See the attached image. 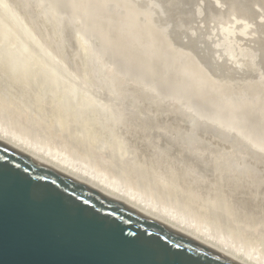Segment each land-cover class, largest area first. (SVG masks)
<instances>
[{"label":"rangeland","instance_id":"obj_1","mask_svg":"<svg viewBox=\"0 0 264 264\" xmlns=\"http://www.w3.org/2000/svg\"><path fill=\"white\" fill-rule=\"evenodd\" d=\"M50 1L49 0H0V20H3V23L7 21V23H4V24H7L9 26L10 30L11 29L14 30V31H12V30L11 31L15 34V36L17 38H19L21 40V42L24 45H26L27 49H29V51L32 54H34V55L31 54V55H32V57L34 56L33 57L34 59L36 57L35 60H37L38 66L44 65V66L48 67L52 72H55L58 76L61 77L63 84H64V81L67 80L65 82L68 85H66V83H65V85L62 84L64 89L67 86H69V88H70V86L74 87L72 89H74V90L76 89V92H78V93L80 92L79 97H77V102H67L66 99H64V98H67L64 96L65 93L63 95L61 94L62 91L64 92V90L60 89L61 85H60V87H59V85L56 87H53V88H55V89H53L54 92L52 90L50 91V89H48L50 87L48 85L47 86L45 85V81L42 80L43 82L41 81V83H40L41 77L37 76L35 71H33L32 74L36 77H33V75L30 73L24 74V75L22 74V77H18V75L16 73H13L14 70H12L13 72L10 71L11 73L8 72L7 68L10 66H8L9 64L7 65L6 62L4 61L5 66H2L4 64L0 63L1 64L0 65V127L5 128L11 134L16 135V138L21 139V140H26V141L32 143L33 145L36 146V148H43L41 150H48L50 153H52V154H54V155H56L62 159H64L66 157L65 159H68L69 162L74 164V165L76 164L82 170L89 172V173H92L93 175H96L100 178H105L106 180H108L109 182H112L114 184L116 183L118 186L120 185L122 189H125V190L128 189V191L130 190L129 192H132V193L134 192L133 194H137L138 196H141L142 199L144 198L143 200L148 201L149 203L153 204L154 206H156V208L157 207L161 208V210H163V212L165 210V213L167 211H170V213L173 212L174 213L173 215H175V213H177L176 218L179 217L178 220H181V218H182V220L184 219V220L188 221V223L192 222V224L196 225L198 228H200L201 231L203 230L202 233L207 232V234H210L213 237L215 236L217 238H221L224 240L226 239L225 241H227V242L229 241L228 243L232 244L233 246L235 245V247H240V246L244 247L243 251H246L249 253L253 251L252 253H254V254H257V253L260 254L264 260V199H263L264 198L263 197L264 196V183H263V185H261L262 182L264 181V180L261 181L262 177H263L262 179H264V167H263L264 163H262V161H264V159L262 158V161L260 160V158L264 155V152L257 150L259 153L261 152L259 154V156H261V154L263 153V155L261 157L257 156L258 152L254 151L256 149H254V147H252L250 145V143H248V141H247L248 138H249V140H251V138H253L252 135L255 136L256 138L258 137L257 139L254 137V140L258 141V139H261V138L264 139V86H263L264 85L263 84L264 83V70H263L264 69L263 68V66H264V22L263 21L264 20H262L261 18L259 20V18H258V15H259V17L261 15L259 8H261L264 5V0H260L261 2L258 0H246V1L245 0H225V2H224V0H222V1L215 0V2H213L214 0H205V1H203V0H196L195 1L194 0L195 2L193 0H178V1L177 0H163V1L154 0L156 5H157V7H155V8L153 5L149 4L150 2H154L153 0H139V1L138 0L137 1H135V0H126V1L121 0L124 4L120 0H117V1L112 0L113 3H108L107 1H109V0H102L101 1L102 4L100 3L99 0H98L99 2L97 0H82V1L80 0L81 2L84 1L83 5L81 2H79V0H76V1H78V3H80V4H78V3L75 4L74 3L75 0H73V1L68 0L69 2L67 0H64L65 2H67V5H64L65 2L64 1L62 2V0H50ZM129 1L134 3V4L130 3ZM234 1H236V3H238L237 7H236V3H234ZM240 1H241V3L244 2L243 5L244 4L245 5L242 6ZM103 2H104V4L105 3L106 4L104 5ZM114 2H116V6H114L115 5ZM192 2H193V4H192ZM220 2L222 5L220 4ZM231 2H233V4H231ZM253 2H255V3H253ZM96 3H98V5ZM128 3H130V5ZM176 3H178V4H176ZM180 3H181V5H180ZM111 4H113V5H111ZM117 4H120V5L117 6ZM204 4H206V5H204ZM211 4L214 6H212ZM68 5H73V6L66 8V6L68 7ZM101 5H103V9H102ZM229 5H231V6H229ZM85 6L87 7L88 10L90 9L91 11H93V9H94L95 12L93 11L90 14L91 11L90 10H89L90 12L86 11L87 9L85 10ZM98 6H99V8H98ZM110 6H113L114 7L113 10H116V11L118 9H120L118 7H120V6H123V7L121 8L122 10L120 9V11L119 10L117 11L118 14L116 13V15H114L115 12L111 11V9L113 7L110 8ZM134 6L136 9V12H134L133 11L134 9H132V13L130 14V12H128V11L129 10L131 11L130 8H133ZM196 6H197V8H196ZM239 6H242V7L240 8ZM54 7H57L58 9H55ZM82 7H84V8H82ZM124 7L125 8L127 7L128 11H127V9L125 10ZM151 7H153V8H151ZM174 7H176L177 10ZM230 7H232V10ZM72 8H74V10H72ZM75 8L77 11L75 10ZM235 8H236V10H234ZM239 8H240V10L243 8L244 11L242 9V13H240L241 11L239 10ZM64 9H66V10H64ZM81 9H82V11H80ZM141 9L142 10L144 9V10L142 11ZM216 9H217V11H216ZM262 9H264V6L262 7ZM67 10L72 11L70 13V16H68L69 14H67V13H69V12ZM233 10H234V12L238 11L239 14L242 16H247L248 19H250L249 20L250 23H254V24H250L251 29L254 30L252 32L253 34H251L253 36L250 35V37L247 39L248 42H247V40L243 41V43H241L239 41V44H241L240 47L242 46L241 48L243 49L242 50L243 58L244 57L246 58L247 56H248V58L243 60V58L241 59V57H240V59H238L236 62L229 61L224 56L220 57L222 55V52H220L221 50L217 47L216 41H214L217 39H214L213 35L212 36L209 35V34H212V29L214 28L213 26L215 25L213 22H216V20H218L219 18L220 19L226 18L227 14L229 15L230 11H233ZM257 10H259V12ZM122 11H124L126 13L124 14V12H122ZM155 11H157V12H155ZM75 12L77 13V16H76ZM119 12L120 13L122 12V13L120 14ZM127 12H128V16L130 14L129 17L127 16ZM32 13H34V14H32ZM64 13H66V14H64ZM82 13H84V14H82ZM87 13H88V15H90L89 18H88ZM140 13L141 14L143 13V14L141 15ZM207 13L211 14V15H208ZM215 13H216V15H215ZM175 14H178V15H175ZM72 15L76 16V17L79 16V18H75ZM93 15H95V17H98V20L96 18H94ZM117 15H118V17H117ZM135 15L136 16L139 15L140 17H136ZM143 15H144V17H143ZM92 16H93V18H91ZM80 17H81V20H80ZM107 17H109V19H107ZM134 17H136V18H134ZM205 17H206V19H205ZM118 18H121V21L122 20H124V21H122V23H121V21H119ZM128 18H130V19H128ZM139 18H141V19H139ZM158 18H159V20H158ZM89 19L90 20L93 19V21H94V19H96L95 20L96 24L97 23H99V24L94 25L95 21L92 24V21L90 23ZM135 19H136V21L139 19L138 22L140 20H141V22L135 23L134 22ZM163 19H165L166 21ZM87 20H89V21H87ZM117 21L120 23H118ZM105 22H107V23H105ZM129 22H130V26L128 27L127 24H129ZM133 22H134V24H133ZM209 24H211V25H209ZM123 25H125V26H123ZM144 25H147L148 27H145ZM163 25H165V26H163ZM77 26L81 30L77 29ZM90 26H91V28L93 27V29H91ZM94 26H96L97 28ZM191 26H192V28H191ZM131 27L133 29L130 30L131 31L130 32L129 29H131ZM137 27H141L143 30L139 28L140 32L139 33L137 31L135 32V30L138 29ZM168 27H169V29H166ZM210 27H212V28H210ZM51 28H53V29H51ZM124 28H126V29H124ZM210 29H211V32H210ZM77 30H79V31H77ZM122 30L124 32H127V34L126 35H125V33L122 34V32H123ZM101 31H102V36H100ZM103 31H105V32L103 33ZM79 32H81V34ZM129 33L130 34L132 33V34L129 35ZM140 33L141 34L143 33V34L141 35ZM105 34H107V35H105ZM133 34L136 35V38H137V36H140V35L142 37L141 38L138 37L137 39L136 38L134 39L135 36ZM103 35H104V37H103ZM107 36L110 39H108ZM123 36L125 37L126 40L123 38ZM129 37H131L133 39H131ZM185 37H186V39H185ZM212 37L214 39V40L212 39L213 41L211 40ZM56 38H58V39H56ZM103 38H105V39H103ZM104 40L106 41V43H107V41L109 43L106 44L104 42ZM117 40H119V41H117ZM137 40L138 41L140 40V41L136 42ZM180 40L182 41V43ZM81 41H82V43H81ZM173 41H176V42H173ZM30 42H32V43H30ZM103 42L107 45V47H106V45L104 47ZM244 42H246L247 44ZM122 43L124 45H122ZM248 43H250L251 45ZM78 44H79V46H78ZM116 44L119 47L115 46ZM170 44H173V45H170ZM0 45H2L1 41H0ZM202 45H204V46H202ZM207 46H208V48H207ZM136 47H137V49H136ZM214 48L218 49L219 50L218 52H220L221 55L219 53H217L216 49H214ZM205 49H207V50H205ZM212 50H213V52H212ZM246 50H247V53H246L247 56H246V54L244 56V51L246 52ZM67 54H68V56H67ZM69 54H70V56H69ZM249 54H250V56H249ZM143 56H144V58H143ZM218 56H219V59H218ZM199 57H201V58H199ZM262 57H263V59H262ZM53 58H54V60H53ZM3 59H5V57ZM56 59H57V61H56ZM133 60H135L139 64V66H138V64H135V61H133ZM208 61H210V62L208 63ZM1 62H3V61L1 60ZM231 62L234 64L238 63V65H236V66L234 64L231 65ZM224 63H225V65H224ZM104 64H106V65H104ZM211 64H213V66ZM96 65H98V66L96 67ZM104 66H106V68H104ZM243 66L245 67V69L246 68L247 69L245 70ZM36 67L37 66H35V68ZM100 67H102L101 71H100ZM35 68H34V70H35ZM96 68L99 69V71L101 73ZM2 69H3V71H2ZM10 69H12V68H9V70ZM103 69H105V70H103ZM106 69H108V70H106ZM255 69L257 70V72ZM210 71H212V72H210ZM105 73H107V76ZM245 73H247V74L245 75ZM12 74H14V75H12ZM15 74L17 75L16 78H14ZM109 74H110V76H109ZM25 75L26 76L31 75V76L30 77L29 76L23 77ZM69 75H70V77H69ZM97 75H99V76L102 75L101 78L104 77V79H102V80L106 79L104 82H106L108 80L105 77H109V81H107V83L104 84V82H102L100 80L101 78ZM223 75L225 76V78ZM252 76L253 77L255 76V78H253ZM37 77L40 78L38 81H36L38 79ZM111 77H112V81H114L115 85H117L116 84L117 79H118L119 83H121V81H122V83L117 85V87H115L113 84H111L112 81L110 82ZM250 77H252V79ZM95 78H98L100 81L95 79ZM215 78H217L216 81H215ZM24 80H25V82H23ZM33 81H35V82H33ZM239 82H241V83H239ZM99 84H102V87H99ZM106 84H111L114 87L111 85L110 86L107 85L108 87H112V89L109 90V88L106 87ZM123 84L125 86L122 88ZM127 86L132 87V88L134 87L133 89H131L132 91L134 90V92L137 88L139 90L143 89L142 90L143 93H145V94L148 93L147 95H149V96L147 97V95H146V97L148 99L146 97H145L146 99L141 98V95H139L141 90L138 93L135 92L136 95L137 94L139 95V96L138 95L137 96H138V98L140 97V99H138L137 96H135L134 94L133 95L129 94V92L131 90L129 91V87H127ZM232 86L233 87L235 86V87L233 88ZM104 87L108 88V91H111V90H113V88H115L113 91H111L112 97L109 94V92L107 90H105ZM181 87H183V88H181ZM125 88L127 91L124 90ZM116 89L124 90L125 94L122 91L121 92L119 91V92L121 94L123 93L125 95V98H127L128 96L130 97L132 95L133 99H131L132 97L129 99L133 100L132 101L133 104L131 105L132 102L129 103L128 99L124 101L123 99H125V98L121 97V94L119 95V92H117V93L121 98L119 96H117L116 91H118V90H116ZM138 89L136 91H138ZM56 90H57V92H56ZM60 90H62V91H60ZM34 91H35V93H34ZM55 92H56V94H55ZM57 93H58V95L60 93V95L58 96ZM114 93H116V95ZM126 93H127V96H126ZM212 93H213V95H212ZM113 94L115 96H113ZM215 94H217L216 97H215ZM242 95H244V96H242ZM48 96H50V97H48ZM116 96L118 98H120L119 99L120 101L123 100L125 103L127 101V103H129L130 106H132L131 108H133V111H132V109L129 108L130 106H128L126 103V106H127L126 108L130 109V110L128 109L129 110L128 112L131 111V114L134 113L136 116L135 115H132V116L128 115L130 113H128V114L125 113L127 115L122 113L124 115H121L120 112H123L122 111L123 109H125L124 112L127 110L125 108V103L123 101H121L123 103L124 107L121 106L122 103L118 100V98ZM144 96L145 95H142V97H144ZM153 96H155V97L153 98ZM62 97L64 99L63 102H65L64 105L63 104L61 105V103L59 102L62 100ZM90 97H92V99ZM109 97H111L110 101H112L113 97H114V101H112L113 104L111 103L112 105H114V102H115V106H117L116 102L117 101L119 102V103L117 102L118 106L116 107V109H118L120 106L123 107V109L121 111H119L121 109V108H119L117 110V113H115V114H117V115H115L116 118H117V116H119V117L125 116V118L127 116H129V117L131 116L130 119L133 120V118H132L133 116H135V118H137V115H138V117L140 119H141V117L145 118V116H147V119L150 118L151 120H153L154 123L150 119H149L148 123H146L147 122L146 118H145L144 123L146 125L147 124L149 125L151 122V124L149 126L154 124V126L152 125V127L154 129L152 127L148 126L149 127V131H148V129H147L148 127L146 125H143L144 124L142 122L143 120H141V123H142L141 124L138 118L136 119V121L134 120L135 122H137V120H138V122H137L138 125H137V123L134 124V122H132L133 124L131 126V122L127 121L129 124L128 123L125 124L126 129H125V127H123L124 125H122L125 122L119 121V119L123 118V117H120V118L118 117L119 119H117L118 121H116L115 116L113 117L112 115H109L111 118L109 116H108V118H110L111 120H113V118H114L115 121H108V119H107L108 122L105 123V121H106L105 120L106 118L104 117L105 113L109 114V112H110L113 114V112L116 110V109H114L115 106L113 107L112 105L108 104ZM134 97H136V99H137L136 103L134 102L135 101ZM230 97H231V99H230ZM83 99H85L86 101ZM90 99L91 100L94 99V103H93V101L90 102ZM160 100H162V102ZM84 101L86 103L89 101L90 104L92 103L91 105H93V104L95 106L99 105L97 109H95L96 107L93 106L94 107L93 112L90 110L93 113V115H94V113L96 115L97 114L99 115L100 111L98 109H101V106H104V105H105L103 107L104 109L102 108L103 110L108 111L107 106L110 105L111 109L109 108V110H111L112 112L109 111V112H105L103 114L104 111L101 110L102 111L101 115H103L102 118L103 117L105 118L102 120L100 115H99L100 117L98 115H97L98 117L96 115L95 116L90 115L91 114L90 111H87V110H89L90 107H91V109H93L92 106L85 107L86 105L89 106V103L88 104L84 103V105H85L84 108L85 109L87 108V110H84V108L83 109L81 108L80 104L83 105ZM147 101H148V104L150 103L149 105H147ZM58 102L60 103V106H64V107H61V110L59 108L60 106H58V104H59ZM66 102H67V105L69 106V107L67 106V108L65 105ZM105 102H107V103H105ZM181 102H183V103L181 104ZM201 102L204 105H202ZM221 102H222V104H221ZM134 103L137 104L136 106H138V107L141 106V107H139V109H138L135 106L137 108L136 109L135 107H133L135 105ZM224 103H227V104H224ZM29 104H31V105H29ZM70 104H73V105H70ZM173 104H176V105L173 106ZM188 104H190V105H188ZM179 105H180V107H178ZM182 105H183V107H182ZM184 105L186 107H184ZM72 106L75 108H73ZM188 106L190 107V108H188L189 109L188 115L190 116V114L193 113L191 115L193 117V119H194V117L195 118L197 117L198 119L200 118L199 119L200 122H198L197 118L194 119L195 121H193L192 117L191 118L188 117L191 120H187L188 115H187V113L185 115L184 109L186 108L185 112H187ZM70 107H72V108H70ZM105 107L107 109H105ZM245 107H247V108H245ZM76 108H77V110H76ZM144 108H145V110H144ZM157 108L161 109V110L157 111ZM180 108L183 110L182 111L183 113L180 112L181 111ZM134 109H136V111L140 110V112L138 113V111H137V113H135L136 111ZM179 109H180V111H179ZM95 110H98V111H95ZM242 111H244V112H242ZM49 112H50V114H49ZM75 112H77V113H75ZM87 112H89V113H87ZM179 112H180V114L182 113L183 115H185L182 118L186 117L187 122L184 121L185 118L182 119L184 122L181 121L180 116H182V115L179 116ZM253 112H254V114H252ZM118 113L120 115H118ZM54 114L59 115V116H56ZM139 114H141V115H139ZM194 115H196V116H194ZM78 116H82V117H78ZM91 116H93V117H91ZM106 116H107V114H106ZM67 117H68V119H67ZM95 117H96V119L98 118L101 120H98V119L96 120ZM129 117H127V118H129ZM178 117H179V119H178ZM127 118L126 119L123 118L124 121L128 120ZM163 118H164V120H163ZM80 119H81V121H80ZM123 119H120V120H123ZM201 119H203V120H201ZM243 119H244V121H243ZM132 120H130V121H132ZM168 120H169V122H168ZM204 120L206 121V123ZM84 121H85V124H84ZM94 121L95 122L97 121V122L95 123ZM190 121H191V123H189ZM192 121L194 124L196 123V125L192 124ZM196 121L199 123V125H200V123L201 124L204 123V126H203V124L200 126V127L203 126L205 128V129L201 128L203 130H206L208 128L212 131L214 129L212 132L210 131V134H207V132L209 133V130H206L207 132H205V131H203V132H205L206 135H208L209 137L211 136L210 138H212V141L215 138V140L213 142L210 139V143L212 142L215 144L211 143V145H210L209 141L208 142L204 141V140H208L209 138H208V136H206L207 138H205V139L203 138V137H205V134L200 131L201 129H200L199 125H197ZM239 121H240V123H239ZM75 122H76V124H75ZM101 122H102V124H101ZM116 122H118V123H116ZM121 122H122V124H120ZM244 122L246 125L243 124ZM139 123L141 124L140 127H144V128L147 127L146 128L147 130L143 129V128L141 129L140 127L137 128L140 125ZM187 123H188V125H187ZM105 124H107V125L109 124V126H107V125L105 126ZM127 124L130 126H126ZM175 124L177 125V127ZM191 124H192V127H195L194 129L190 126ZM205 124H207V128H206ZM210 124L213 127L217 126V128L216 127L213 128ZM112 125H113V127H111V129H109L110 126H112ZM172 125H174V126L172 127ZM178 125H180V126H178ZM181 125H184L185 127H187L188 130L184 126L182 127V129H183L182 130L180 128ZM209 125H210V127H209ZM224 125L227 127L228 130L227 129L223 130V128H225ZM234 125H235V127H234ZM188 126L191 127L190 129H192V131L189 130ZM232 126L234 129L231 128ZM128 127H130V128H128ZM170 127L173 128V130L179 129V130L183 131L182 133L185 134V137H184V134H181V132L179 130H178V133L175 134L174 133L175 130L173 131L172 129H170ZM83 128H84V130H83ZM72 129H73V131H72ZM105 129H107V130H105ZM170 130L172 131V134H170ZM231 130H233L234 132ZM241 130H243V131H241ZM245 130H247V132ZM110 131H112V132H110ZM188 131L190 133L186 134ZM194 131H197V132H194ZM222 131H224L223 133H225V132L229 133V134H226V135H228L229 138L227 136H223V133L219 134ZM213 132L215 133V135L217 137L215 135H213ZM115 133H117V134H115ZM148 133H149V135H148ZM195 133L196 134L199 133L200 135H196V136L197 137L200 136L203 139L202 138L200 139V137H198L199 139L197 142V139H196L197 137L195 135L191 136L192 134H195ZM231 133H235L237 135H235V134L231 135ZM245 133H247L248 135L246 134L247 135L246 136ZM80 134H82V135H80ZM101 134L103 137L101 136ZM163 134H165V135H163ZM169 134H170V136L171 135L172 136L170 137ZM174 134L176 136H177V134H179L184 138H186L187 136L189 138V135H190V138L192 137L191 139L194 142L195 141L197 142V145L195 143V145L197 146L196 150L194 148L195 146L194 147L192 146L194 148L195 152L193 151V149L190 150L189 144L192 143L194 145L193 141L189 140L190 138L189 139L187 138L188 139V141H187V139L181 138V136H180V138L182 139L181 140L180 138H176L174 136ZM241 134L243 135L242 137H241ZM114 135H115V137H114ZM154 135H155V137H154ZM231 136H232V138L236 139L237 141L232 139ZM244 136L248 137V138L244 139L243 138ZM223 137L227 138V139L225 138L226 141H225V139H223ZM174 138H176V140L180 139L181 140V141L179 140L180 143L178 144L177 142H179V141L178 140L175 141ZM237 138L238 139L240 138L239 139L240 141ZM194 139H196V140H194ZM222 139H223V141H222ZM228 139L231 141H229ZM123 140H125V141L123 142ZM131 140H132V142H131ZM185 140L187 141V143H189L188 147L185 146V147H187L186 148L187 150L186 149L183 150V146L187 145L186 142H185L186 144L183 143ZM119 141H120V143H119ZM201 141H203V143ZM117 142H118V145H117ZM146 142H148V143H146ZM239 142H242V143H239ZM259 142L262 145L264 144V143H262V140H260ZM263 142H264V140H263ZM198 143H199V145L202 144L201 147L198 146ZM204 143H206L207 146ZM236 143L237 144H243V147H241L242 145H240V149L242 148V151H239V150L236 151L237 147L239 149V145H237ZM122 144L124 146H122ZM192 144H190V145H192ZM217 144H218V146H217ZM223 144H225L226 146ZM232 144H236V145H232ZM162 145H164V146L162 147ZM180 145H182V147ZM203 145L206 146V148H203ZM212 145H214L213 148H212ZM215 145L217 146L216 148H215ZM219 145H221V147ZM246 145L248 146V148L246 147ZM121 146H122V148H121ZM210 146L212 149L211 150L212 153H210L211 152L209 149ZM250 146L252 149H250ZM225 147L230 148V149L229 148L227 149L229 152H231V153H229L230 155L228 154V151L225 150L226 149ZM198 148H199V150L201 148L202 152L207 151L206 153H208V155H211V156H209L210 158L215 153H216L215 156L217 154L220 156L222 151L225 150L227 152L226 153L223 152L221 154V156L224 154L222 156L223 161L225 160L224 159L225 157L228 158V156H230L231 159L229 158L230 160L228 159L229 161H227V162H231V160L235 156H238V157H235V159H237V158L243 159L245 156H247L245 154V152H243V150L244 151L246 150V153L248 151V152H252L254 154V155L253 154L251 155V153L250 154L247 153L248 156L250 155L249 156L250 159H252L251 156L252 157L255 156L254 152H256L257 157H253V158L259 159V160H255L256 162L258 161V163H260L259 161H261L259 166H257L259 168L255 167L257 163L255 161L253 162L254 159H252V162L251 161L248 162V158H249L248 156H247V158L245 157L247 159L246 162H248V163H246L244 161L245 163H243V164L244 165L246 164L245 166H248L247 164L252 163L250 165L253 167V163H254L255 164L254 167L253 168L251 167L253 169V171L256 168V169H258L257 170L258 174H259L260 170L263 174L260 172L259 175L261 178L259 176L257 177L258 174L256 173V170H255L254 172L257 174L256 178L258 179V180H256V178H254L255 176H253L252 173L251 174L249 173L250 170L248 171V173L250 175H248V173H246L247 170H246V172L243 171L241 173L242 168H244L243 167L244 165H242L241 162H243V160H245V158L243 160H238V159L237 160L233 159L234 161L232 160L233 161L232 163L235 162L234 165L237 164V167H238V165H239V167H241L240 169H239V167L236 169H233L236 166H234L231 163H226V162H225L226 164L222 163L223 161H222L221 157L219 158L220 161L217 159L219 157L218 155H217L218 156L217 158H215L213 156L212 159H209L207 154H205V152H204V154L202 153L203 155H201V153H199V156L201 155V157H202L205 155L207 158H205V156H204V158L203 157L198 158V157H196V155H198V152H199ZM214 148L215 149L219 148L218 150H220L221 153H220V151L217 153L218 150L215 151V150H213ZM220 148H223L224 150H222ZM232 148L234 150L235 149L236 150L234 151ZM188 149L191 151V153H188ZM205 149H208V150H205ZM231 149H232V151H231ZM247 149H250L251 151H249ZM125 150H127V151L125 152ZM159 151H161V152L163 151V152L160 153ZM164 151H165V153H164ZM192 151L194 152L195 156L192 155V153H193ZM196 151H197V154H196ZM213 151H215V153ZM238 152H240V154ZM167 153H168V155H166ZM243 153L245 156L243 155ZM123 154H125V155H123ZM226 154H228V155H226ZM36 155L38 157H40L41 159L45 158L44 155H42V154H36ZM239 155L241 157L243 155L244 157L241 158ZM63 156H65V157H63ZM232 156H233V158H232ZM154 157L157 159H154ZM195 157H196V159H194ZM146 159H148V160H146ZM202 159H204V160L202 161ZM208 159H209V162H207ZM213 159L218 160V164L216 163V165H220V163H222V164H225L224 167L228 166V168L231 165H233L234 167L233 166L230 167L231 171L233 170V173H234L236 170L237 171L239 170L238 172L242 174V175L240 174L241 177L240 178L237 177V176H239V173H236L237 171L234 174H235V176H236V174H238V175L235 177L234 174L231 172L233 174V176H232L229 172L230 168L228 169V173H229L228 174L227 171L225 170L226 168L225 169L223 168V170L221 169L222 165L219 166V169L217 170L215 167L218 168V166H216L215 163L211 161ZM217 160H214V161H217ZM237 161H241V162L237 163ZM152 163L154 166L152 165ZM155 163H157V164H155ZM145 164H147V166ZM229 164H231V165L229 166ZM60 165L61 166H59V167H61L62 169L66 168L64 165H62V164H60ZM149 166H150V168H149ZM189 167H190V169H189ZM248 167L250 169V166H248ZM244 169H248V168L245 167ZM252 169L250 172H252ZM224 173H226V174H224ZM243 173L244 174L246 173L249 177L247 175H246V177H244ZM223 174H224V176H223ZM208 175H210V176H208ZM230 175L232 176L231 178H229ZM251 175L253 177L252 179L250 177ZM182 177H185L184 178L185 180ZM224 177H225V179H224ZM84 178H85L84 180H86V181L90 180L88 177H84ZM242 178H245V179L247 178V180L249 179V185L245 179H243V183H242V180L240 181V179H242ZM226 179H228V180H226ZM232 179H234L233 180L234 182L230 181ZM235 179L237 180L236 182H235ZM238 180L241 182V184ZM253 180H254V182H253ZM258 181L261 183H259ZM250 182L251 183L253 182V183L250 185ZM255 182H257V184H254ZM238 184H240V185L238 186ZM239 187H241V191L238 189ZM252 189H254V191ZM257 189H259V191ZM243 192L246 194H244ZM254 194H255V196H253ZM256 194H257V196H256ZM158 210L160 211V209H158ZM186 221H184V222H186ZM196 226H194V227H196ZM227 238H229V239H227ZM245 245H247V246H245ZM250 245H252V246H250Z\"/></svg>","mask_w":264,"mask_h":264},{"label":"water","instance_id":"obj_2","mask_svg":"<svg viewBox=\"0 0 264 264\" xmlns=\"http://www.w3.org/2000/svg\"><path fill=\"white\" fill-rule=\"evenodd\" d=\"M0 264H245L0 140Z\"/></svg>","mask_w":264,"mask_h":264},{"label":"bare ground","instance_id":"obj_3","mask_svg":"<svg viewBox=\"0 0 264 264\" xmlns=\"http://www.w3.org/2000/svg\"><path fill=\"white\" fill-rule=\"evenodd\" d=\"M49 1H50V0H49ZM63 1H64V0H62V2H63ZM67 1H68V0H67ZM69 1H70V0H69ZM69 1H68V2H69ZM72 1H73V0H72ZM81 1H82V0H81ZM81 1L79 0V2H81ZM97 1H98V0H97ZM99 1H100V3L102 4V2H101L102 0H99ZM99 1H98V2H99ZM109 1H110V0H109ZM109 1H107V2H108V3H113L112 0H111L112 2H111V1L109 2ZM115 1H117V0H115ZM120 1H121V0H120ZM124 1H126V0H124ZM135 1H137V0H135ZM138 1H139V0H138ZM153 1H154V0H153ZM158 1H159V0H158ZM161 1H163V0H161ZM161 1H160V2H161ZM177 1H178V0H177ZM193 1H194V0H193ZM195 1H196V0H195ZM195 1H194V2H195ZM203 1H205V0H203ZM220 1H222V0H220ZM245 1H246V0H245ZM258 1H260V0H258ZM28 2H29V1H28ZM50 2H51V1H50ZM64 2H65V1H64ZM83 2H84V1H83ZM83 2H81L82 5H83ZM121 2H122V1H121ZM129 2H130V1H129ZM206 2H207V1H206ZM213 2H215V0H214ZM216 2H217V1H216ZM224 2H225V0H224ZM224 2H223V3H224ZM256 2H257V1H256ZM260 2H261V1H260ZM54 3H55V2H54ZM59 3H60V2H59ZM65 3H66V4H65ZM65 3H64V5H67V2H65ZM74 3L76 4V3H78V1L75 0ZM100 3H99V4H100ZM114 3H115L114 6H116V2H114ZM119 3H120V2H119ZM122 3H123V2H122ZM130 3H132V2H130ZM130 3H128V4L130 5ZM157 3H158V2H157ZM173 3H174V2H173ZM229 3H230V2H229ZM234 3H236V1H234ZM240 3H241V1H240ZM243 3H244V2H243ZM243 3H241L242 6L245 5V4L243 5ZM253 3H255V2H253ZM78 4H80V3H78ZM96 4L98 5V3H96ZM103 4H104V2H103ZM105 4H106V3H105ZM105 4H104V5H105ZM123 4H124V3H123ZM132 4H134V3H132ZM149 4L153 5L154 8L157 7L155 1H154V2H150ZM176 4H178V3H176ZM192 4H193V2H192ZM214 4H215V3H214ZM220 4H221V2H220ZM231 4H233V2H231ZM237 4H238V3H236V7H237ZM62 5H63V4H62ZM73 5H74V4H73ZM73 5H68V7L66 6V8H69L70 6H73ZM109 5H110V4H109ZM109 5H108V6H109ZM111 5H113V4H111ZM118 5H120V4H117V6H118ZM139 5H140V4H139ZM180 5H181V3H180ZM204 5H206V4H204ZM211 5H212V4H211ZM218 5H219V4H218ZM218 5H217V6H218ZM221 5H222V4H221ZM227 5H228V4H227ZM227 5H226V6H227ZM248 5H249V4H248ZM253 5H254V4H253ZM30 6H31V5H30ZM54 6H55V5H54ZM75 6H76V5H75ZM80 6H81V5H80ZM101 6H102V9H103V5H101ZM123 6H124V5H123ZM123 6H120V7H118V8L121 9ZM149 6H150V5H149ZM212 6H214V5H212ZM215 6H216V5H215ZM229 6H231V5H229ZM232 6H233V5H232ZM242 6H239V7L241 8ZM263 6H264V5H263ZM263 6H262V7H263ZM106 7H107V6H106ZM112 7H113V6H110V8H112ZM131 7H132V6H131ZM222 7H223V6H222ZM224 7H225V6H224ZM227 7H228V6H227ZM233 7H234V6H233ZM262 7L259 8L260 13H261L260 17H259V15H258L259 20H260V18H261L262 20H264V9H262ZM30 8H31V7H30ZM30 8H29V9H30ZM39 8H40V7H39ZM54 8H55V9H58L57 7H54ZM64 8H65V7H64ZM79 8H80V7H79ZM82 8H84V7H82ZM98 8H99V6H98ZM104 8H105V7H104ZM151 8H153V7H151ZM174 8L176 9V7H174ZM179 8H180V7H179ZM196 8H197V6H196ZM230 8H231V10H232V7H230ZM240 8H239V10H240ZM246 8H247V7H246ZM255 8H256V7H255ZM60 9H61V8H60ZM70 9H71V8H70ZM86 9H87V7L85 6V10H86ZM113 9H114V7L111 9V11L115 12L114 15H116V13H117L118 10L120 11V9H118L117 11H116V10H113ZM115 9H116V8H115ZM124 9H125V10L127 9V11H128V8H127V7H126V8L124 7ZM130 9H131V11H130V10L128 11V12H130V14L132 13V9H134L133 11L136 12L135 6H134L133 8H130ZM211 9H212V8H211ZM219 9H220V8H219ZM224 9H225V8H224ZM224 9H223V10H224ZM242 9H243V8H242ZM242 9L240 10V11H241L240 13H242ZM64 10H66V9H64ZM72 10H74V8H72ZM75 10H76V8H75ZM89 10H90V9H89ZM89 10L87 9L86 11H89ZM121 10H122V9H121ZM141 10H142V9H141ZM143 10H144V9H143ZM143 10H142V11H143ZM153 10H154V9H153ZM166 10H167V9H166ZM176 10H177V9H176ZM181 10H182V9H181ZM184 10H185V9H184ZM228 10H229V9H228ZM234 10H236V8H235ZM234 10H233V11H230L229 15L227 14V17H226V18H221V19L219 18L218 20H216V22H213L215 25L213 26L214 28L212 29V34H209V35H211V36L213 35L214 39H217V40H214L213 37L211 38V40L213 39L214 41H216V45H217V47L221 50L220 52H222V55H221L220 52H218L219 50L216 49L217 47L214 48V49H216L217 53H219V54L221 55L220 57L224 56V57H225L226 59H228L229 61H234V62H236L238 59H240V57H241V59L243 58V53H242V50H243V49L241 48L242 46L240 47L241 44H239V41H240L241 43H243V41L247 40V39L250 37V35L253 34L252 32H253L254 30L251 29V25H250V24H254V23H250V21H249L250 19H248L247 16H242V15L239 14L238 11H237V12H234ZM259 10H257V11L259 12ZM37 11H38V10H37ZM67 11L69 12V13H67V14H69L68 16H70V13H71L72 11H69V10H67ZM67 11H66V12H67ZM76 11H77V10H76ZM80 11H82V9H81ZM90 11H91V10H90ZM90 11H89V12H90ZM93 11L95 12L94 9H93ZM93 11H91L90 14H91ZM139 11H140V10H139ZM182 11H183V10H182ZM216 11H217V9H216ZM224 11H225V10H224ZM243 11H244V9H243ZM30 12H31V11H30ZM52 12H53V11H52ZM73 12H74V11H73ZM83 12H84V11H83ZM122 12H124V11H122ZM122 12H121V13H122ZM128 12H127V16H128ZM134 12H133V13H134ZM140 12H141V11H140ZM150 12H151V11H150ZM155 12H157V11H155ZM158 12H159V11H158ZM75 13H76V12H75ZM78 13H79V12H78ZM119 13H120V12H119ZM121 13H120V14H121ZM125 13H126V12H124V14H125ZM137 13H138V12H137ZM211 13H212V12H211ZM245 13H246V12H245ZM32 14H34V13H32ZM49 14H50V13H49ZM64 14H66V13H64ZM80 14H81V13H80ZM82 14H84V13H82ZM85 14H86V13H85ZM93 14H94V13H93ZM117 14H118V13H117ZM130 14H129V16H130ZM135 14H136V13H135ZM140 14H141V13H140ZM140 14H139V15H140ZM142 14H143V13H142ZM142 14H141V15H142ZM149 14H150V13H149ZM158 14H159V13H158ZM173 14H174V13H173ZM190 14H191V13H190ZM207 14H208V13H207ZM218 14H219V13H218ZM39 15H40V14H39ZM74 15H75V14H74ZM78 15H79V14H78ZM87 15H88V13H87ZM133 15H134V14H133ZM139 15H138V16L135 15V16H136V17H140ZM146 15H147V14H146ZM152 15H153V14H152ZM175 15H178V14H175ZM175 15H174V16H175ZM208 15H211V14H208ZM215 15H216V13H215ZM245 15H246V14H245ZM5 16H6V15H5ZM31 16H32V15H31ZM72 16H73V15H72ZM76 16H77V13H76ZM76 16H73V17H75V18H79L80 15H79L78 17H76ZM83 16H84V15H83ZM89 16H90V15H88V18H89ZM93 16H94V18H96V19L98 20V17H95V15H93ZM93 16H92L91 18H93ZM96 16H97V15H96ZM120 16H121V15H120ZM125 16H126V15H125ZM125 16H124V17H125ZM129 16H128V17H129ZM158 16H159V15H158ZM3 17H4V16H3ZM6 17H7V16H6ZM8 17H9V16H8ZM35 17H36V16H35ZM41 17H42V16H41ZM117 17H118V15H117ZM136 17H134V18H136ZM143 17H144V15H143ZM163 17H164V16H163ZM168 17H169V16H168ZM212 17H213V16H212ZM212 17H211V18H212ZM218 17H219V16H218ZM222 17H223V16H222ZM224 17H225V16H224ZM91 18H90V19H91ZM105 18H106V17H105ZM121 18H122V17H121ZM121 18H118L119 21H121ZM132 18H133V17H132ZM149 18H150V17H149ZM178 18H179V17H178ZM180 18H181V17H180ZM191 18H192V17H191ZM198 18H199V17H198ZM208 18H209V17H208ZM250 18H251V17H250ZM10 19H11V18H10ZM86 19H87V18H86ZM90 19H89V20H90ZM96 19H94V21H95ZM107 19H109V17H107ZM122 19H123V18H122ZM124 19H125V18H124ZM126 19H127V18H126ZM128 19H130V18H128ZM139 19H141V18H139ZM139 19H138V20H139ZM171 19H172V18H171ZM201 19H202V18H201ZM205 19H206V17H205ZM76 20H77V19H76ZM80 20H81V17H80ZM89 20H87V21H89ZM138 20L136 21V19H135L134 22L136 23V22H138ZM158 20H159V18H158ZM163 20H165V19H163ZM179 20H180V19H179ZM203 20H204V19H203ZM77 21H78V20H77ZM91 21H92V24H93V22H94L93 19L90 20V23H91ZM122 21H124V20H122ZM122 21H121V23H122ZM125 21H126V20H125ZM128 21H129V20H128ZM132 21H133V20H132ZM145 21H146V20H145ZM165 21H166V20H165ZM41 22H42V21H41ZM43 22H44V21H43ZM98 22H99V21H98ZM117 22H118V21H117ZM134 22H133V24H134ZM139 22H141V20H140ZM139 22H138V23H139ZM146 22H147V21H146ZM150 22H151V21H150ZM192 22H193V21H192ZM263 22H264V21H263ZM4 23H7V21L4 22ZM4 23H3V20H0V41H1V44H2V45H0V58H1V59H0V63H3V64H4V61H5L7 65L9 64L8 66H10V67L7 68L8 72L14 70V72L12 71L13 73H16V74L18 75V77H22V74H23V75H24V74H29V73L32 74V72L35 71L36 74H37V76H40V77H41V79L37 77L38 79H37L36 81H38L39 79H40V83H41L42 80L45 81V85H46V86L48 85V86L50 87V88H48V87H47V88L50 89V91L52 90L53 92H54L53 89H55V88H53V87H56V86H58V85H59V87H60V85H61V88H60V89L64 90V92H63L62 90H60V91H62V93H61V92H60V93H61L62 95L65 93L64 96L67 97V98H64V99H66L67 102H77V97H79V93H80V92H79V93L76 92V89H75V90L72 89V88H74V87H72V86H70V88H69V86H67V87H65V89H64V87L62 86L63 81H62V79H61L60 76H58L55 72H52L48 67H46V66H44V65H43V66H40V65L38 66L37 60H35L36 57H35V59L33 58L34 56L32 57V55H34V54H32V53L29 51V49H27L26 45H24V44L21 42V40L15 36V34L12 32V31H14V30L11 29V30H12V31H11L10 28H9V26H8L7 24H4ZM39 23H40V22H39ZM39 23H38V24H39ZM44 23H45V22H44ZM105 23H107V22H105ZM108 23H109V22H108ZM118 23H120V22H118ZM131 23H132V22H131ZM157 23H158V22H157ZM182 23H183V22H182ZM255 23H256V22H255ZM258 23H259V22H258ZM88 24H89V23H88ZM92 24H91V25H92ZM97 24H99V23H97ZM97 24H96V21H95V24H94V25H97ZM123 24H124V23H123ZM125 24H126V23H125ZM140 24H141V23H140ZM140 24H139V25H140ZM144 24H145V23H144ZM153 24H154V23H153ZM158 24H159V23H158ZM161 24H162V23H161ZM185 24H186V23H185ZM6 25H7V26H6ZM137 25H138V24H137ZM137 25H136V26H137ZM166 25H167V24H166ZM179 25H180V24H179ZM183 25H184V24H183ZM183 25H182V26H183ZM209 25H211V24H209ZM11 26H12V25H11ZM37 26H38V25H37ZM121 26H122V25H121ZM123 26H125V25H123ZM127 26H128V27L130 26V22H129V24H127ZM141 26H142V25H141ZM144 26H145V27H148L147 25H144ZM163 26H165V25H163ZM185 26H186V25H185ZM203 26H204V25H203ZM258 26H259V25H258ZM40 27H41V26H40ZM57 27H58V26H57ZM75 27H76V26H75ZM94 27H96V26H94ZM132 27H133V26H132ZM132 27H131V29H129V31L133 29ZM142 27H143V26H142ZM160 27H161V26H160ZM169 27H170V26H169ZM169 27L166 28V29H169ZM172 27H173V26H172ZM189 27H190V26H189ZM90 28H91V26H90ZM96 28H97V27H96ZM126 28H127V27H126ZM126 28H124V29H126ZM137 28H138V29H136V30L134 29V30H135V32L137 31V32L139 33V32H140L139 30L142 29V28H141V27H137ZM139 28H140V29H139ZM186 28H187V27H186ZM191 28H192V26H191ZM210 28H212V27H210ZM253 28H254V27H253ZM51 29H53V28H51ZM57 29H58V28H57ZM57 29H56V30H57ZM77 29H80V28H78V26H77ZM91 29H93V27H92ZM121 29H122V28H121ZM124 29H123V30H124ZM161 29H162V28H161ZM42 30H43V29H42ZM47 30H48V29H47ZM80 30H81V29H80ZM123 30H122V31H123ZM142 30H143V29H142ZM158 30H159V29H158ZM202 30H203V29H202ZM40 31H41V30H40ZM77 31H79V30H77ZM77 31H76V32H77ZM125 31H126V30H125ZM171 31H172V30H171ZM198 31H199V30H198ZM208 31H209V30H208ZM260 31H261V30H260ZM16 32H17V31H16ZM104 32H105V31H103V33H104ZM120 32H121V31H120ZM130 32H131V31H130ZM141 32H142V31H141ZM157 32H158V31H157ZM167 32H168V31H167ZM202 32H203V31H202ZM210 32H211V29H210ZM23 33H24V32H23ZM79 33L81 34V32H79ZM82 33H83V32H82ZM123 33H125V35L127 34V32H124V31L122 32V34H123ZM161 33H162V32H161ZM179 33H180V32H179ZM181 33H182V32H181ZM186 33H187V32H186ZM260 33H261V32H260ZM83 34H84V33H83ZM89 34H90V33H89ZM100 34H101L100 36H102V31L100 32ZM108 34H109V33H108ZM131 34H132V33H131ZM131 34L129 33V35H131ZM140 34H141V33H140ZM142 34H143V33H142ZM142 34H141V35H142ZM254 34H255V33H254ZM45 35H46V34H45ZM49 35H50V34H49ZM84 35H85V34H84ZM105 35H107V34H105ZM133 35L135 36V37H134V39H135V38H136V35H135V34H133ZM137 35H138V34H137ZM141 35H140V36H137V38H138V37L141 38V37H142ZM189 35H190V34H189ZM206 35H207V34H206ZM67 36H68V35H67ZM211 36H210V37H211ZM251 36H253V35H251ZM28 37H29V36H28ZM49 37H50V36H49ZM49 37H48V38H49ZM56 37H57V36H56ZM64 37H65V36H64ZM103 37H104V35H103ZM143 37H144V36H143ZM33 38H34V37H33ZM71 38H72V37H71ZM101 38H102V37H101ZM101 38H100V39H101ZM107 38H108V36H107ZM115 38H116V37H115ZM123 38L125 39L124 36H123ZM129 38H131V37H129ZM129 38H128V39H129ZM137 38H136V39H137ZM191 38H192V37H191ZM195 38H196V37H195ZM198 38H199V37H198ZM254 38H255V37H254ZM30 39H31V38H30ZM52 39H53V38H52ZM56 39H58V38H56ZM64 39H65V38H64ZM69 39H70V38H69ZM103 39H105V38H103ZM108 39H110V38H108ZM117 39H118V38H117ZM131 39H133V38H131ZM185 39H186V37H185ZM203 39H204V38H203ZM65 40H66V39H65ZM101 40H102V39H101ZM125 40H126V39H125ZM129 40H130V39H129ZM129 40H128V41H129ZM187 40H188V39H187ZM213 40H212V41H213ZM237 40H238V41H237ZM250 40H251V39H250ZM258 40H259V39H258ZM262 40H263V39H262ZM102 41H103V40H102ZM117 41H119V40H117ZM130 41H131V40H130ZM139 41H140V40H139ZM139 41L137 40L136 42H139ZM143 41H144V40H143ZM180 41H181V40H180ZM254 41H255V40H254ZM55 42H56V41H55ZM104 42L106 43L105 40H104ZM104 42H103V43H104ZM110 42H111V41H110ZM131 42H132V41H131ZM133 42H134V41H133ZM150 42H151V41H150ZM170 42H171V41H170ZM173 42H176V41H173ZM190 42H191V41H190ZM247 42H248V40H247ZM257 42H258V41H257ZM30 43H32V42H30ZM57 43H58V42H57ZM81 43H82V41H81ZM103 43H102V44H103ZM105 43H104V47H105V45H106L107 43H109V42L107 41V43H106V44H105ZM171 43H172V42H171ZM178 43H179V42H178ZM181 43H182V41H181ZM196 43H197V42H196ZM213 43H214V42H213ZM244 43H246V42H244ZM87 44H88V43H87ZM102 44H101V45H102ZM114 44H115V43H114ZM151 44H152V43H151ZM175 44H176V43H175ZM205 44H206V43H205ZM208 44H209V43H208ZM214 44H215V43H214ZM246 44H247V43H246ZM246 44H245V45H246ZM248 44H250V43H248ZM122 45H124V44L122 43ZM170 45H173V44H170ZM179 45H180V44H179ZM243 45H244V44H243ZM250 45H251V44H250ZM78 46H79V44H78ZM115 46H118V45L116 44ZM177 46H178V45H177ZM188 46H189V45H188ZM202 46H204V45H202ZM211 46H212V45H211ZM214 46H215V45H214ZM37 47H38V46H37ZM106 47H107V45H106ZM118 47H119V46H118ZM178 47H179V46H178ZM180 47H181V46H180ZM244 47H245V46H244ZM256 47H257V46H256ZM207 48H208V46H207ZM246 48H247V47H246ZM246 48H245V49H246ZM31 49H32V48H31ZM136 49H137V47H136ZM177 49H178V48H177ZM186 49H187V48H186ZM212 49H213V48H212ZM245 49H244V50H245ZM64 50H65V49H64ZM82 50H83V49H82ZM86 50H87V49H86ZM118 50H119V49H118ZM205 50H207V49H205ZM247 50H248V49H247ZM247 50H246V52L244 51V56H245V54L247 53ZM36 51H37V50H36ZM65 51H66V50H65ZM74 51H75V50H74ZM76 51H77V50H76ZM115 51H116V50H115ZM216 51H215V52H216ZM250 51H251V50H250ZM250 51H249V52H250ZM260 51H261V50H260ZM186 52H187V51H186ZM212 52H213V50H212ZM258 52H259V51H258ZM35 53H36V52H35ZM79 53H80V52H79ZM253 53H254V52H253ZM31 54H32V55H31ZM74 54H75V53H74ZM190 54H191V53H190ZM219 54H218V55H219ZM75 55H76V54H75ZM131 55H132V54H131ZM142 55H143V54H142ZM45 56H46V55H45ZM45 56H44V57H45ZM67 56H68V54H67ZM69 56H70V54H69ZM78 56H79V55H78ZM196 56H197V55H196ZM208 56H209V55H208ZM246 56H247V54H246ZM249 56H250V54H249ZM4 57H5V59H3ZM73 57H74V56H73ZM192 57H193V56H192ZM203 57H204V56H203ZM252 57H253V56H252ZM46 58H47V57H46ZM51 58H52V57H51ZM143 58H144V56H143ZM196 58H197V57H196ZM199 58H201V57H199ZM199 58H198V59H199ZM246 58H248V56H247ZM246 58L244 57L243 60H245ZM42 59H43V58H42ZM70 59H71V58H70ZM202 59H203V58H202ZM212 59H213V58H212ZM218 59H219V56H218ZM251 59H252V58H251ZM262 59H263V57H262ZM1 60H2L3 62H1ZM53 60H54V58H53ZM75 60H76V59H75ZM147 60H148V59H147ZM221 60H222V59H221ZM223 60H224V59H223ZM243 60H242V61H243ZM34 61H35V62H34ZM45 61H46V60H45ZM56 61H57V59H56ZM131 61H132V60H131ZM133 61H135V60H133ZM144 61H145V60H144ZM211 61H212V60H211ZM225 61H226V60H225ZM261 61H262V60H261ZM146 62H147V61H146ZM198 62H199V61H198ZM209 62H210V61H208V63H209ZM227 62H228V61H227ZM243 62H244V61H243ZM248 62H249V61H248ZM73 63H74V62H73ZM75 63H76V62H75ZM211 63H212V62H211ZM221 63H222V62H221ZM76 64H77V63H76ZM135 64H138V63L135 61ZM140 64H141V63H140ZM199 64H200V63H199ZM233 64H234V63L231 62V65H233ZM241 64H242V63H241ZM247 64H248V63H247ZM0 65H1V64H0ZM104 65H106V64H104ZM211 65L213 66V64H211ZM211 65H210V66H211ZM224 65H225V63H224ZM226 65H227V64H226ZM234 65H235V66L238 65V63H237V64L235 63ZM2 66H5V64L2 65ZM35 66H37V67L35 68ZM59 66H60V65H59ZM65 66H66V65H65ZM97 66H98V65H96V67H97ZM138 66H139V64H138ZM202 66H203V65H202ZM222 66H223V65H222ZM149 67H150V66H149ZM238 67H239V66H238ZM243 67H244V66H243ZM5 68H6V67H5ZM9 68H12V69L9 70ZM34 68H35V70H34ZM62 68H63V67H62ZM71 68H72V67H71ZM80 68H81V67H80ZM104 68H106V66H104ZM214 68H215V67H214ZM255 68H256V67H255ZM263 68H264V66H263ZM72 69H73V68H72ZM96 69H97V68H96ZM101 69H102V67H100V71H101ZM236 69H237V68H236ZM242 69H243V68H242ZM244 69H245V67H244ZM246 69H247V68H246ZM246 69H245V70H246ZM249 69H250V68H249ZM249 69H248V70H249ZM260 69H261V68H260ZM4 70H5V69H4ZM70 70H71V69H70ZM97 70L99 71V69H97ZM103 70H105V69H103ZM106 70H108V69H106ZM255 70H256V69H255ZM258 70H259V69H258ZM261 70H262V69H261ZM263 70H264V69H263ZM2 71H3V69H2ZM71 71H72V70H71ZM100 71H99V72H100ZM208 71H209V70H208ZM223 71H224V70H223ZM35 72H34V73H35ZM210 72H212V71H210ZM256 72H257V70H256ZM3 73H4V72H3ZM10 73H11V72H10ZM100 73H101V72H100ZM206 73H207V72H206ZM240 73H241V72H240ZM247 73H248V72H247ZM247 73H245V75H246ZM16 74H15L14 78H16V76H17ZM105 74H106V76H107V73H105ZM105 74H104V75H105ZM199 74H200V73H199ZM208 74H209V73H208ZM225 74H226V73H225ZM233 74H234V73H233ZM236 74H237V73H236ZM250 74H251V73H250ZM12 75H14V74H12ZM32 75H33V74H32ZM67 75H68V74H67ZM186 75H187V74H186ZM201 75H202V74H201ZM218 75H219V74H218ZM218 75H217V76H218ZM234 75H235V74H234ZM248 75H249V74H248ZM253 75H254V74H253ZM262 75H263V74H262ZM27 76H29V75H27ZM27 76L25 75V76H23V77H27ZM30 76H31V75H30ZM30 76H29V77H30ZM73 76H74V75H73ZM97 76H99V75H97ZM101 76H102V75H100L99 77L101 78ZM109 76H110V74H109ZM111 76H112V75H111ZM223 76H224V75H223ZM237 76H238V75H237ZM256 76H257V75H256ZM33 77H36V76L33 75ZM33 77H32V78H33ZM69 77H70V75H69ZM77 77H78V76H77ZM99 77H98V78H99ZM112 77H113V76H112ZM112 77L110 78V82L112 81ZM213 77H214V76H213ZM218 77H219V76H218ZM252 77H253V76H252ZM252 77H250V78L252 79ZM98 78H95V79L99 80ZM105 78H107V79H108L107 81H109V77H105ZM113 78H114V77H113ZM204 78H205V77H204ZM211 78H212V77H211ZM224 78H225V76H224ZM224 78H223V79H224ZM248 78H249V77H248ZM253 78H255V76H254ZM4 79H5V78H4ZM17 79H18V78H17ZM19 79H20V78H19ZM73 79H74V78H73ZM78 79H79V78H78ZM93 79H94V78H93ZM102 79H104V77H102V78L100 79L102 82H104V81L106 80V79H105V80H102ZM216 79H217V78H215V81H216ZM218 79H219V78H218ZM221 79H222V78H221ZM226 79H227V78H226ZM240 79H241V78H240ZM2 80H3V79H2ZM8 80H9V79H8ZM26 80H27V79H26ZM74 80H75V79H74ZM100 80H99V81H100ZM115 80H116V79H115ZM236 80H237V79H236ZM27 81H28V80H27ZM31 81H32V80H31ZM43 81H42V82H43ZM65 81H67V80H65ZM65 81H64V84H63V85H65V83H66ZM95 81H96V80H95ZM99 81H98V82H99ZM107 81L104 82V84L107 83ZM242 81H243V80H242ZM23 82H25V80H24ZM33 82H35V81H33ZM46 82H47V83H46ZM117 82H118V83H117ZM229 82H230V81H229ZM13 83H14V82H13ZM20 83H21V82H20ZM79 83H80V82H79ZM82 83H83V82H82ZM100 83H101V82H100ZM121 83H122V81H121ZM121 83H119L118 79L116 80V84H117V85H119V84H121ZM227 83H228V82H227ZM236 83H237V82H236ZM239 83H241V82H239ZM252 83H253V82H252ZM9 84H10V83H9ZM14 84H15V83H14ZM18 84H19V83H18ZM42 84H43V83H42ZM83 84H84V83H83ZM97 84H98V83H97ZM111 84H113L115 87H117V85H115L114 81H112ZM111 84H106V87L110 86ZM201 84H202V83H201ZM222 84H223V83H222ZM234 84H235V83H234ZM249 84H250V83H249ZM263 84H264V83H263ZM45 85H44V86H45ZM66 85H68V84L66 83ZM81 85H82V84H81ZM85 85H86V84H85ZM100 85H101V86H100ZM107 85H108V86H107ZM113 85H111V86H113ZM213 85H214V84H213ZM5 86H6V85H5ZM8 86H9V85H8ZM8 86H7V87H8ZM11 86H12V85H11ZM13 86H14V85H13ZM26 86H27V85H26ZM44 86H43V87H44ZM103 86H104V85H103ZM114 86H113V87H114ZM121 86H122V85H121ZM124 86H125V85L123 84L122 88H123ZM235 86H236V85H235ZM235 86H234V87H235ZM241 86H242V85H241ZM248 86H249V85H248ZM263 86H264V85H263ZM9 87H10V86H9ZM31 87H32V86H31ZM37 87H38V86H37ZM99 87H102V84H99ZM99 87H98V88H99ZM106 87H104V88H105V90H107V91H108V88H109V90L112 89V87H108V88H106ZM127 87H129V86H127ZM127 87H126V88H127ZM161 87H162V86H161ZM206 87H207V86H206ZM206 87H205V88H206ZM232 87H233V86H232ZM234 87H233V88H234ZM239 87H240V86H239ZM251 87H252V86H251ZM251 87H250V88H251ZM11 88H12V87H11ZM19 88H20V87H19ZM26 88H27V87H26ZM29 88H30V87H29ZM57 88H58V87H57ZM57 88H56V89H57ZM85 88H86V87H85ZM88 88H89V87H88ZM88 88H87V89H88ZM104 88H103V89H104ZM126 88H125L124 90H126ZM133 88H134V87H133ZM133 88H132V87H129V91H130L131 89H133ZM135 88H136V87H135ZM181 88H183V87H181ZM233 88H232V89H233ZM44 89H45V88H44ZM101 89H102V88H101ZM114 89H115V88H113V90H114ZM127 89H128V88H127ZM137 89H138V88H137ZM137 89H136V90H137ZM206 89H207V88H206ZM235 89H236V88H235ZM237 89H238V88H237ZM245 89H246V88H245ZM251 89H252V88H251ZM113 90H111V91H113ZM116 90H118V91H116ZM116 90H115L116 93L119 92V91H120V92L122 91V92L125 94L124 90H119V89H116ZM136 90H135V92L138 93L141 89H140V90L138 89V91H136ZM142 90H143V89H142ZM142 90H141V92H140L139 95H141V98L144 99L148 93L145 94V93H143ZM229 90H230V89H229ZM43 91H44V90H43ZM78 91H79V90H78ZM111 91H108L110 95L112 94ZM115 91H114V92H115ZM126 91H127V90H126ZM129 91H128V92H129ZM131 91H132V90H131ZM131 91H130V92H131ZM210 91H211V90H210ZM46 92H47V91H46ZM56 92H57V90H56ZM56 92H55V94H56ZM99 92H100V91H99ZM120 92H119V95L121 94ZM130 92H129V94H132V95L134 94L135 96L138 95V94H137V95L135 94L134 90H133L131 93H130ZM133 92H134V93H133ZM144 92H145V91H144ZM237 92H238V91H237ZM246 92H247V91H246ZM249 92H250V91H249ZM255 92H256V91H255ZM8 93H9V92H8ZM34 93H35V91H34ZM43 93H44V92H43ZM43 93H42V94H43ZM49 93H50V92H49ZM49 93H48V94H49ZM60 93H59V95H60ZM105 93H106V92H105ZM116 93H114V94L116 95ZM123 93L121 94V97L125 98V95H124ZM142 93H143V94H142ZM243 93H244V92H243ZM40 94H41V93H40ZM40 94H39V95H40ZM51 94H52V93H51ZM51 94H50V95H51ZM114 94H113V96H115ZM220 94H221V93H220ZM227 94H228V93H227ZM241 94H242V93H241ZM244 94H245V93H244ZM10 95H11V94H10ZM57 95H58V93H57ZM59 95H58V96H59ZM77 95H78V96H77ZM90 95H91V94H90ZM99 95H100V94H99ZM119 95H118V93H117V96H119ZM122 95H123V96H122ZM132 95H131L130 97L128 96L127 98H125V99L122 98V99H123L124 101L128 99V100H129V103H131V102L133 101V100H131V99H133ZM139 95H138V96H139ZM142 95H145V96L142 97ZM212 95H213V93H212ZM216 95H217V94H215V97H216ZM19 96H20V95H19ZM58 96H57V97H58ZM117 96H116V97H117ZM126 96H127V93H126ZM138 96H137V98H138ZM148 96H149V95H147V97H148ZM158 96H159V95H158ZM231 96H232V95H231ZM242 96H244V95H242ZM38 97H39V96H38ZM48 97H50V96H48ZM85 97H86V96H85ZM111 97H112V95H111ZM111 97H109V102H108V104H110V105H112V104H113L112 101H114V97H113V100L110 101V100H111V99H110ZM116 97H115V98H116ZM119 97H120V96H119ZM121 97H120V98H121ZM131 97H132V98H131ZM147 97H146V98H147ZM154 97H155V96H153V98H154ZM226 97H227V96H226ZM240 97H241V96H240ZM42 98H43V97H42ZM87 98H88V97H87ZM90 98L92 99V97H90ZM93 98H94V97H93ZM117 98H118V97H117ZM120 98H118V100H119ZM129 98H131V99H129ZM134 98H135V101H134V102L136 103V100H137V99H136V97H134ZM146 98H145V99H146ZM166 98H167V97H166ZM187 98H188V97H187ZM223 98H224V97H223ZM237 98H238V97H237ZM7 99H8V98H7ZM34 99H35V98H34ZM60 99H61V98H60ZM64 99H63V97H62V100H61V101L63 102ZM78 99H79V98H78ZM91 99H90V102L93 101V103H94V99H93V100H91ZM95 99H96V98H95ZM138 99H140V97H139ZM147 99H148V98H147ZM149 99H150V98H149ZM156 99H157V98H156ZM156 99H155V100H156ZM205 99H206V98H205ZM230 99H231V97H230ZM54 100H55V99H54ZM54 100H53V101H54ZM75 100H76V101H75ZM83 100H85V99H83ZM87 100H88V99H87ZM123 100H121V101H123ZM130 100H131V101H130ZM224 100H225V99H224ZM29 101H30V100H29ZM61 101H59V102L61 103V105H62V104L64 105L65 102L62 103ZM85 101H86V100H85ZM85 101L83 102V105L80 104V106H81L82 109H83L84 106H85L84 103H85V104H88V103H89V101H88L87 103H86ZM116 101H117V100H116ZM119 101H120V100H119ZM121 101H120V102H121ZM124 101H123V102H124ZM160 101L162 102V100H160ZM195 101H196V100H195ZM198 101H199V100H198ZM227 101H228V100H227ZM237 101H238V100H237ZM59 102H58V103H59ZM67 102H66V104H65V105H66V108H67V106H68V105H67ZM117 102H118V101H117ZM117 102H116V105L118 106V103H119V102H118V103H117ZM150 102H151V101H150ZM157 102H158V101H157ZM223 102H224V101H223ZM28 103H29V102H28ZM48 103H49V102H48ZM51 103H52V102H51ZM60 103L58 104V106H60ZM105 103H107V102H105ZM111 103H112V104H111ZM121 103H122V102H121ZM121 103H120V104H121ZM124 103H125V102H124ZM126 103H127V101H126ZM126 103H125V108L127 107V106H126ZM129 103H127L128 106H130ZM135 103H134V104H135ZM151 103H152V102H151ZM182 103H183V102H181V104H182ZM234 103H235V102H234ZM239 103H240V102H239ZM257 103H258V102H257ZM68 104H69V103H68ZM91 104H92V103H91ZM91 104L89 103V106L86 105L85 107H90V106H92L93 109H91V107H90L89 110H87V108H86V109L84 108V110H87V111H90V110H91V111L93 112V110H94V107H93V106H95V105H94V104L91 105ZM101 104H102V103H101ZM132 104H133V102L131 103V105H132ZM149 104H150V103H149ZM149 104H148V101H147V105H149ZM201 104H202V102H201ZM221 104H222V102H221ZM224 104H227V103H224ZM23 105H24V104H23ZM29 105H31V104H29ZM29 105H28V106H29ZM49 105H50V104H49ZM53 105H54V104H53ZM70 105H73V104H70ZM96 105H97V104H96ZM102 105H103V104H102ZM110 105L107 106L108 111L103 110V109H104L103 107H104L105 105H104V106H101V109H98V110L100 111V112H99V113H100L99 115L101 116V118H102V116H103V115H101L102 111H104L103 114H104L105 112H109V111H111V110H109V108L111 109ZM136 105H137V104H135L133 107H135ZM139 105H140V104H139ZM174 105H176V104H173V106H174ZM186 105H187V104H186ZM188 105H190V104H188ZM202 105H204V104H202ZM245 105H246V104H245ZM98 106H99V105L95 106V107H96L95 109H97ZM112 106H113V107L115 106V102H114V105H112ZM117 106H115L114 109H116ZM119 106H120V105H119ZM121 106H123V103H122ZM121 106L119 107V108H121L119 111H121V110L123 109V107H124V106H123V107H121ZM157 106H158V105H157ZM157 106H156V107H157ZM206 106H207V105H206ZM206 106H205V107H206ZM236 106H237V105H236ZM246 106H247V105H246ZM48 107H49V106H48ZM55 107H56V106H55ZM61 107H64V106H60V107H59L60 110H61ZM68 107H69V106H68ZM72 107H73V106H72ZM72 107H70V108H72ZM131 107H132V106H130L129 108H131ZM136 107L139 109V107H141V106H139V107L136 106ZM136 107H135V108H136ZM163 107H164V106H163ZM178 107H180V105H179ZM182 107H183V105H182ZM184 107H186V106L184 105ZM27 108H28V107H27ZM73 108H75V107H73ZM77 108H78V107H77ZM77 108H76V110H77ZM102 108H103V109H102ZM107 108L105 107V109H107ZM119 108H118V109H119ZM129 108H128V109H129ZM137 108H136V109H137ZM164 108H165V107H164ZM188 108H190V107L188 106L187 109H188ZM235 108H236V107H235ZM245 108H247V107H245ZM245 108H244V109H245ZM255 108H256V107H255ZM53 109H54V108H53ZM62 109H63V108H62ZM112 109H113V108H112ZM118 109H116V110L113 112V114L110 113V112H109V114H108V113H105L104 117H105L106 119L103 117L102 120L105 119V120H106L105 123L108 122V121H115L114 118H113V120H111V119H110L111 117H110L109 115H112V116L114 117L115 115H117V114H115V113H117V110H118ZM128 109L126 108L127 111H125V112H124L125 109H123V110H122L123 112H120L121 115H124L125 113H127V114L130 113V114H128V115H131V116H132V115H135L133 112H132L133 114H131V111L128 112V111L130 110V109H129V110H128ZM131 109H132V111H133V108H131ZM136 109H134V110L136 111ZM177 109H178V108H177ZM180 109H181V108H180ZM180 109H179V111H180ZM183 109H184V108H183ZM257 109H258V108H257ZM41 110H42V109H41ZM60 110H59V111H60ZM63 110H64V109H63ZM63 110H62V111H63ZM98 110H95V111H98ZM101 110H102V111H101ZM142 110H143V109H142ZM142 110H141V111H142ZM144 110H145V108H144ZM159 110H161V109H158V108H157V111H159ZM185 110H186V108L184 109V113H185V115H186V113H187V115H188V114H189V113H188V112H189V109H188L187 112H185ZM247 110H248V109H247ZM91 111H90V113H91L90 115H93V113H92ZM95 111H94V112H95ZM137 111H138V110H137ZM137 111H136L135 113H137ZM162 111H163V110H162ZM182 111H183V110L181 109L180 112H182ZM235 111H236V110H235ZM53 112H54V111H53ZM71 112H72V111H71ZM77 112H78V111H77ZM77 112H75V113H77ZM111 112H112V111H111ZM139 112H140V110L138 111V113H139ZM160 112H161V111H160ZM175 112H176V111H175ZM180 112H179V116L182 115V116H180L182 122H184V121L187 122V120H191V119L188 118V117H190V118L192 117L191 115H192L193 113H192L191 111H190V112H191L192 114H190V116H189V115L187 116V120H186V117H184V118H185L184 121L182 120V119H184V118H182V117L185 116V115L182 114L183 112L180 114ZM194 112H195V111H194ZM242 112H244V111H242ZM259 112H260V111H259ZM51 113H52V112H51ZM87 113H89V112H87ZM96 113H97V112H96ZM122 113H124V114H122ZM255 113H256V112H255ZM45 114H46V113H45ZM49 114H50V112H49ZM106 114H107V116H106ZM127 114H125V115H127ZM177 114H178V113H177ZM200 114H201V113H200ZM236 114H237V113H236ZM242 114H243V113H242ZM252 114H254V112H253ZM54 115H56V114H54ZM54 115H53V116H54ZM60 115H61V114H60ZM90 115H89V116H90ZM95 115H96V114L94 113L93 116H95ZM97 115H98V114H97ZM97 115H96V116H97ZM99 115H98V116H99ZM118 115H120V114L118 113ZM139 115H141V114H139ZM239 115H240V114H239ZM248 115H249V114H248ZM259 115H260V114H259ZM36 116H37V115H36ZM45 116H46V115H45ZM56 116H59V115H56ZM83 116H84V115H83ZM89 116H88V117H89ZM93 116H91V117H93ZM98 116H97V117H98ZM100 116H99V117H100ZM108 116H109L110 118H108ZM131 116H130V117H131ZM135 116H136V115H135ZM135 116L132 117L133 120L130 119L129 116H127V117H129V118L126 117L128 120H125V121H124V119H126L125 116H124V117H123V116H120V117H123L124 119H123V118H120L119 116H117V118H116V116H115V119H116V121H118L117 119H119V118H120V119H123V120H120V119H119V121L125 122L124 124H122V122L120 123V124L124 125L123 127H125V124L128 123L127 121L131 122V126H132V124H133L132 122H134V124L138 122V120H137V122H135L137 118L139 119L140 123H141V120H143L142 122L144 123V122H145V118L147 119V116H145V118H144V117H141V119L138 117V115H137V118H135ZM194 116H196V115H194ZM251 116H252V115H251ZM78 117H82V116H78ZM118 117H119V118H118ZM198 117H199V116H198ZM203 117H204V116H203ZM208 117H209V116H208ZM236 117H237V116H236ZM60 118H61V117H60ZM73 118H74V117H73ZM134 118H135V119H134ZM171 118H172V117H171ZM196 118H197V117H196ZM196 118L194 117V119H196ZM252 118H253V117H252ZM67 119H68V117H67ZM95 119H96V117H95ZM97 119H98V118H97ZM97 119H96V120H97ZM107 119H108V121H107ZM149 119H150V118L147 119V122H146V123H148ZM178 119H179V117H178ZM192 119H193V117H192ZM194 119H193V121H195ZM197 119H198V118H197ZM199 119H200V118H199ZM199 119H198V122H200ZM245 119H246V118H245ZM260 119H261V118H260ZM82 120H83V119H82ZM87 120H88V119H87ZM98 120H101V119H98ZM130 120H132V121H130ZM134 120H135V121H134ZM150 120H151V119H150ZM163 120H164V118H163ZM201 120H203V119H201ZM68 121H69V120H68ZM71 121H72V120H71ZM75 121H76V120H75ZM80 121H81V119H80ZM151 121L153 122V120H151ZM193 121H192V124H194ZM204 121H205V120H204ZM208 121H209V120H208ZM240 121H241V120H240ZM240 121H239V123H240ZM243 121H244V119H243ZM252 121H253V120H252ZM94 122H95V121H94ZM96 122H97V121H96ZM96 122H95V123H96ZM98 122H99V121H98ZM165 122H166V121H165ZM168 122H169V120H168ZM196 122H197V121H196ZM198 122H197V125H199ZM245 122H246V121H245ZM245 122H244L243 124H245ZM68 123H69V122H68ZM89 123H90V122H89ZM112 123H113V122H112ZM116 123H118V122H116ZM116 123H115V124H116ZM140 123H139V124H140ZM153 123H154V122H153ZM189 123H191V121H190ZM205 123H206V121H205ZM256 123H257V122H256ZM256 123H255V124H256ZM58 124H59V123H58ZM69 124H70V123H69ZM75 124H76V122H75ZM80 124H81V123H80ZM82 124H83V123H82ZM84 124H85V121H84ZM93 124H94V123H93ZM101 124H102V122H101ZM103 124H104V123H103ZM109 124H110V123H109ZM109 124H108V125L105 124V126H106V125L109 126ZM113 124H114V123H113ZM128 124H129V123H128ZM128 124H127L126 126H130V125H128ZM141 124H142V123H141ZM141 124H140L138 127H137V126H136V127L139 128V127L141 126ZM150 124H151V122H150ZM150 124H149V125H150ZM155 124H156V123H155ZM177 124H178V123H177ZM192 124L190 125L191 127H192ZM202 124H203V126H204V123H202ZM202 124L200 123L199 127H200ZM207 124H208V123H207ZM207 124H205V125H206V128H207ZM213 124H214V123H213ZM219 124H220V123H219ZM73 125H74V124H73ZM116 125H117V124H116ZM137 125H138V123H137ZM143 125H146V124L144 123ZM143 125H142V126H143ZM149 125L147 124L146 126L148 127ZM152 125L154 126V124H152ZM152 125L149 126V127H152ZM170 125H171V124H170ZM175 125H176V124H175ZM187 125H188V123H187ZM187 125H186V126H187ZM194 125H196V123H195ZM210 125H211V124H210ZM210 125H209V127H210ZM245 125H246V124H245ZM250 125H251V124H250ZM62 126H63V125H62ZM79 126H80V125H79ZM96 126H97V125H96ZM96 126H95V127H96ZM100 126H101V125H100ZM119 126H120V125H119ZM146 126H145V127H146ZM157 126H158V125H157ZM173 126H174V125H172V127H173ZM178 126H180V125H178ZM183 126H184V125H181L180 128L182 129ZM203 126L200 127V129H201V128L205 129ZM211 126H212V125H211ZM80 127H81V126H80ZM102 127H103V126H102ZM111 127H113V125L110 126L109 129H111ZM114 127H115V126H114ZM116 127H117V126H116ZM147 127H146V128H147ZM149 127L147 128L148 131H149ZM176 127H177V125H176ZM184 127H185V126H184ZM191 127L188 126V128H189L190 131H192V129H190ZM212 127H213V126H212ZM212 127H211V128H212ZM214 127L217 128V126H214ZM214 127H213V128H214ZM224 127H225V128H223V130H224V129H227V127H226L225 125H224ZM229 127H230V126H229ZM234 127H235V125H234ZM237 127H238V126H237ZM78 128H79V127H78ZM78 128H77V129H78ZM93 128H94V127H93ZM97 128H98V127H97ZM119 128H120V127H119ZM128 128H130V127H128ZM134 128H135V127H134ZM140 128H141V129H142V128H143V129H146V128H144V127H140ZM152 128H153V127H152ZM152 128H151V129H152ZM166 128H167V127H166ZM174 128H175V127H174ZM185 128L187 129V127H185ZM185 128H184V129H185ZM192 128L194 129L195 127H192ZM213 128H212V129H213ZM220 128H221V127H220ZM231 128H233V126H232ZM248 128H249V127H248ZM69 129H70V128H69ZM74 129H75V128H74ZM79 129H80V128H79ZM88 129H89V128H88ZM109 129H108V130H109ZM123 129H124V128H123ZM125 129H126V127H125ZM147 129H146V130H147ZM153 129H154V128H153ZM170 129L173 130V128H171V127H170ZM198 129H199V128H198ZM200 129H199V130H200ZM203 129H201L200 131H201V132H203V131L207 132L206 130H209V133L207 132V134H210V131H211L210 129H208V128H207L206 130H203ZM233 129H234V128H233ZM244 129H245V128H244ZM244 129H243V130H244ZM83 130H84V128H83ZM105 130H107V129H105ZM112 130H113V129H112ZM137 130H138V129H137ZM174 130H175L174 133L176 134V133H178V130H179V129H178V130H177V129H174ZM174 130H173V131H174ZM182 130H183V129H182ZM187 130H188V129H187ZM187 130H186V131H187ZM213 130H214V129H213ZM213 130H212V131H213ZM219 130H220V129H219ZM227 130H228V129H227ZM237 130H238V129H237ZM243 130H241V131H243ZM261 130H262V129H261ZM67 131H68V130H67ZM72 131H73V129H72ZM114 131H115V130H114ZM119 131H120V130H119ZM122 131H123V130H122ZM141 131H142V130H141ZM141 131H140V132H141ZM143 131H144V130H143ZM165 131H166V130H165ZM176 131H177V132H176ZM179 131L181 132V134H184V133H182L183 131H181V130H179ZM212 131H211V132H212ZM231 131H233V130H231ZM235 131H236V130H235ZM245 131L247 132V130H245ZM90 132H91V131H90ZM107 132H108V131H107ZM110 132H112V131H110ZM133 132H134V131H133ZM135 132H136V131H135ZM137 132H138V131H137ZM144 132H145V131H144ZM150 132H151V131H150ZM194 132H197V131H194ZM205 132H203V133L205 134V137H203L204 139L207 138L206 136H208V135H206ZM214 132H215V131H214ZM214 132H213V135H215ZM223 132H224V131L220 132L219 134H221V133H223ZM229 132H230V131H229ZM233 132H234V131H233ZM91 133H92V132H91ZM185 133H186V132H185ZM188 133H190V132L188 131L186 134H188ZM235 133H236V132H235ZM235 133H231V135H232V134H235ZM238 133H239V132H238ZM243 133H244V132H243ZM243 133H242V134H243ZM253 133H254V132H253ZM253 133H252V134H253ZM96 134H97V133H96ZM112 134H113V133H112ZM115 134H117V133H115ZM121 134H122V133H121ZM151 134H152V133H151ZM151 134H150V135H151ZM170 134H172V131H171V130H170ZM170 134H169V136H170ZM175 134H174V136H175L176 138H180V136H181V135H179L180 133L177 134V136L179 135L178 137H177ZM201 134H202V133H201ZM224 134H225V135H224ZM226 134H229V133H226V132H225V133H223V136H227V137H228V135H226ZM242 134H241V137L244 135V134H243V135H242ZM246 134H247V133H245V135H246ZM258 134H259V133H258ZM67 135H68V134H67ZM80 135H82V134H80ZM92 135H93V134H92ZM110 135H111V134H110ZM148 135H149V133H148ZM155 135H156V134H155ZM155 135H154V137H155ZM163 135H165V134H163ZM193 135L196 136V135H200V134H199V133H198V134L195 133V134H192L191 136H193ZM235 135H237V134H235ZM247 135H248V134H247ZM247 135H246V136H247ZM97 136H98V135H97ZM101 136H102V134H101ZM107 136H108V135H107ZM107 136H106V137H107ZM159 136H160V135H159ZM171 136H172V135H171ZM171 136H170V137H171ZM203 136H204V135H203ZM215 136H216V135H215ZM219 136H220V135H219ZM219 136H218V137H219ZM221 136H222V135H221ZM257 136H258V135H257ZM102 137H103V136H102ZM109 137H110V136H109ZM114 137H115V135H114ZM116 137H117V136H116ZM118 137H119V136H118ZM184 137H185V134H184ZM184 137L181 136V138H184ZM196 137H197V136H196ZM196 137H195V138H196ZM198 137H200V136H198ZM198 137L196 138V139H197V142H198V139H199ZM210 137H211V136H210ZM210 137L208 136L209 139H208V140H204V141H205V142H206V141H207V142L209 141V143H210V139H211V141H212V138H210ZM213 137H214V136H213ZM216 137H217V136H216ZM252 137H253V138L250 137L251 140H249V138H248V137H245V136H244L243 138H244V139H247V138H248V139H247L248 143H250V145H251L252 147H254V149H256V150H254V151L259 150V151H263V152H264V144L262 145V144L259 142L260 140H262V143H264V142H263L264 139L261 138V139H258V141H257V140H254V137H255V136L252 135ZM112 138H113V137H112ZM122 138H123V137H122ZM122 138H121V139H122ZM131 138H132V137H131ZM148 138H149V137H148ZM172 138H173V137H172ZM176 138H174L175 141H177V140L179 141V140L181 139V138H180V139H177V140H176ZM187 138H188V136H187L186 138H184V139H187ZM189 138H190V135H189ZM189 138H188V139H189ZM191 138H192V137H191ZM191 138L189 139L190 141L192 140ZM193 138H194V137H193ZM201 138H202V137H200V139H201ZM203 138H202V139H203ZM225 138H226V137H225ZM225 138L223 137V139H225ZM228 138H229V137H228ZM231 138H232V136H231ZM231 138H230V139H231ZM255 138H256V137H255ZM257 138H258V137H257ZM257 138H256V139H257ZM103 139H104V138H103ZM123 139H124V138H123ZM155 139H156V138H155ZM157 139H158V138H157ZM159 139H160V138H159ZM184 139H183V140H184ZM188 139H187V141H188ZM196 139H194V140H196ZM223 139H222V141H223ZM226 139H227V138H226ZM226 139H225V141H226ZM232 139H234V138H232ZM237 139H238V138H237ZM239 139H240V138H239ZM239 139H238V140H239ZM244 139H243V140H244ZM0 140H2V141H4V142H6V143H8V144H10V145H12V146H14V147L20 149V150H22V151H24V152H26V153L32 155V156H34V157H36V158H38V159H40V160H42V161H44V162H46V163H48V164H50V165H52V166H54V167L60 169V170H62V171H64V172L68 173L69 175H71V176H73V177H75V178H77V179H79V180H81V181H83V182H85V183H87V184H89V185L95 187V188H98V189H100V190H102V191H104V192H106V193H108V194H110V195H112V196H115V197H117V198H119V199H121V200H123V201H125V202H127V203H129V204H131V205H133V206H135V207H137V208H139V209H141V210L147 212V213H149V214H152L153 216H155V217H157V218H159V219H161V220H163V221H165V222H167V223H169V224H171V225H173V226H175V227H177V228H179V229L185 231L186 233L192 235L193 237L197 238L198 240L204 242L205 244H207V245H209V246H211V247H213V248H215V249H217V250H219V251H221V252H223V253H225V254H227V255H229V256H231V257H233V258H235V259H237V260H239V261H241V262H243V263H245V264H264V260H263V258L261 257L260 254H258V253H257V254H254V253H252L253 251L250 252V253H249V252H246V251H243V250H244V249H243L244 247H241V246H240V247H235V245L233 246L232 244H229V243H228L229 241H228V242L225 241L226 239L224 240V239H221V238H217V237H215V236L213 237L212 235L207 234V232L202 233L203 230L201 231L200 228H198L196 225H193L192 222H191V223H190V222L188 223V221H186V220L183 219L184 221H186V222H184V221L182 220V218H181V220H178L179 217L176 218V216H177L176 214H177V213H175V215H173L174 213H173L172 211H171L172 213H170V211H167V212L165 213V210H164V212H163V210H161V208H158V207H157L158 209H160V211H159V210L156 208V206H154L153 204L149 203L148 201L143 200L144 198L142 199L141 196H138L137 194H133L134 192H133V193H132V192H129L130 190L128 191V189H126V190H125V189H122L121 186L119 185V186H120V187H119L116 183L114 184V183H112V182H109V181L106 180L105 178H100V177H98V176H96V175H93L92 173H89V172H86V171L82 170V169L79 168L76 164L74 165V164L70 163L68 159H65V158H66L65 156H63V157H65V158L62 159V158H60V157H58V156H56V155L50 153L48 150H41V149H43V148H36V146L33 145L32 143H30V142H28V141H26V140H21V139L16 138V135L11 134V133L8 132L5 128H2V127H0ZM114 140H115V139H114ZM181 140H182V139H181ZM181 140H180V141H181ZM214 140H215V138H214ZM214 140H213V141H214ZM228 140H229V139H228ZM234 140H236V139H234ZM243 140H242V141H243ZM96 141H97V140H96ZM115 141H116V140H115ZM115 141H114V142H115ZM124 141H125V140H123V142H124ZM145 141H146V140H145ZM161 141H162V140H161ZM163 141H164V140H163ZM180 141L177 142V143L179 144ZM187 141L185 140L184 142H183V141H182V142H183L184 144H186ZM190 141H189V142H190ZM192 141H193V140H192ZM199 141H200V140H199ZM213 141H212V142H213ZM229 141H231V140H229ZM236 141H237V140H236ZM239 141H240V140H239ZM247 141H246V142H247ZM109 142H110V141H109ZM131 142H132V140H131ZM151 142H152V141H151ZM156 142H157V141H156ZM185 142H186V143H185ZM197 142H196V141H195V142L193 141L194 145H193L192 143H190V144H192V145H190L189 143H187V145H184V146H183V150L186 149V148L188 147V144H189V146H190V150L193 149V151H194V148H195V150H196ZM201 142L203 143V141H201ZM212 142H211V143H212ZM246 142H245V143H246ZM104 143H105V142H104ZM119 143H120V141H119ZM121 143H122V142H121ZM141 143H142V142H141ZM146 143H148V142H146ZM165 143H166V142H165ZM195 143H196V145H195ZM209 143H208V144H209ZM211 143H210V145H211ZM217 143H218V142H217ZM239 143H242V142H239ZM245 143H244V144H245ZM136 144H137V143H136ZM139 144H140V143H139ZM166 144H167V143H166ZM181 144H182V143H181ZM200 144H201V143H200ZM204 144L207 146L206 143H204ZM212 144H215V143H212ZM218 144H219V143H218ZM218 144H217V146H218ZM220 144H221V143H220ZM236 144H237V143H236ZM236 144H232V145H236ZM117 145H118V142H117ZM127 145H128V144H127ZM140 145H141V144H140ZM140 145H139V146H140ZM201 145H202V144H201ZM201 145H199V143H198V146L201 147ZM223 145H225V144H223ZM232 145H231V146H232ZM237 145H239V149H238V147L236 146V147H237V150H236V149H235V150H236V151H238V150H239V151H242V148L240 149V145H242L241 147H243V144H237ZM111 146H112V145H111ZM122 146H124V145L122 144ZM122 146H121V148H122ZM128 146H129V145H128ZM135 146H136V145H135ZM154 146H155V145H154ZM158 146H159V145H158ZM163 146H164V145H162V147H163ZM180 146L182 147V145H180ZM185 146H187V147H185ZM192 146H193V147L195 146V147L193 148ZM206 146L203 145V148H206ZM208 146H209V145H208ZM213 146H214V145H212V148H213ZM217 146L215 145V148H216ZM219 146L221 147V145H219ZM225 146H226V145H225ZM251 146H250V149H252ZM160 147H161V146H160ZM162 147H161V148H162ZM184 147H185V148H184ZM222 147H223V146H222ZM229 147H230V146H229ZM229 147H228V148H229ZM246 147L248 148L247 145H246ZM96 148H97V147H96ZM109 148H110V147H109ZM115 148H116V147H115ZM121 148H120V149H121ZM139 148H140V147H139ZM151 148H152V147H151ZM155 148H156V147H155ZM173 148H174V147H173ZM203 148H202V149H203ZM215 148L213 149V150H215V151L219 149V148H218V149H215ZM225 148H226L225 150L228 149L227 147H225ZM234 148H235V147H234ZM124 149H125V148H124ZM131 149H132V148H131ZM209 149H210V151L212 150V149H211V146L209 147ZM220 149L224 150L223 148H220ZM229 149H230V148H229ZM232 149H233V148H232ZM232 149H231V151H232ZM250 149H247V150L251 151ZM111 150H112V149H111ZM114 150H115V149H114ZM114 150H113V151H114ZM127 150H128V149H127ZM127 150H125V152H126ZM145 150H146V149H145ZM158 150H159V149H158ZM186 150H187V149H186ZM190 150L188 149V153H191ZM198 150H199V148H198ZM198 150H197V151H198ZM205 150H208V149H205ZM225 150L222 151V153H223V152L226 153V152L228 151V150H227V151H225ZM233 150H234V149H233ZM235 150H234V151H235ZM189 151H190V152H189ZM193 151H192V152H193ZM197 151H196V154H197ZM200 151H201V152H200ZM203 151H204V150H203ZM210 151H209V152H210ZM215 151H213V152L215 153ZM219 151H220V150H218L217 153H218ZM115 152H116V151H115ZM149 152H150V151H149ZM159 152L162 153L163 151H162V152L159 151ZM186 152H187V151H186ZM194 152H195V151H194ZM194 152L192 153V155H194ZM204 152H205V151H204ZM204 152H202V150H201V148H200V150H199V152H198V155H196V157L200 158L201 155L204 154ZM206 152H207V151H206ZM206 152H205V154H207V156H208L209 159H212L213 156H214L215 158H217V157L219 156L218 154H217L218 156H217V155L215 156L216 153H215V154L213 153L214 155L210 158L209 156H211V155H208V153H206ZM243 152H245V154H246L247 156H248L247 153H249V154L251 153V155L253 154L252 152H248V151H247V153H246V150H245V151L243 150ZM257 152H258V151H257ZM155 153H156V152H155ZM164 153H165V151H164ZM183 153H184V152H183ZM199 153H201L200 156H199ZM202 153H203V154H202ZM210 153H212V151H211ZM210 153H209V154H210ZM220 153H221V151H220ZM220 153H219V154H220ZM222 153H221V154H222ZM229 153H231V152L228 151V154H229ZM235 153H236V152H235ZM238 153L240 154V152H238ZM254 153H255V156H253V157H257V156H259V154H260L261 152H260V153L258 152V153H257V154H258L257 156H256V152H254ZM36 154H42V155H44L45 158L41 159V158L38 157ZM117 154H118V153H117ZM147 154H148V153H147ZM149 154H150V153H149ZM185 154H186V153H185ZM221 154H220V156L217 158L219 161H220L219 158L221 157V159H222V156L224 155V154H223V155L221 156ZM228 154H226V155H228ZM241 154H242V153H241ZM119 155H120V154H119ZM121 155H122V154H121ZM123 155H125V154H123ZM156 155H157V154H156ZM166 155H168V153H167ZM229 155H230V154H229ZM234 155H235V154H234ZM237 155H238V154H237ZM243 155H244V153H243ZM243 155H242V157L245 156V155H244V156H243ZM253 155H254V154H253ZM262 155H263V153L261 154V156H262ZM60 156H61V155H60ZM114 156H115V155H114ZM147 156H148V155H147ZM153 156H154V155H153ZM194 156H195V155H194ZM204 156H205V155H204ZM204 156H202V157L204 158ZM239 156H240V155H239ZM247 156H245V157L247 158ZM249 156H250V155H249ZM249 156H248V157H249ZM261 156H259V157H261ZM149 157H150V156H149ZM158 157H159V156H158ZM196 157H195L194 159H196ZM202 157H201V158H202ZM224 157H225V156H224ZM224 157H223V158H224ZM235 157H238V156H235ZM235 157L233 158V156H232V158H233L234 160H237V159H238V160H243V159L245 158V157H244L243 159H240V158L235 159ZM240 157H241V156H240ZM242 157H241V158H242ZM253 157L251 156V158L254 159L253 162H254L255 160H259V159L253 158ZM205 158H207V157L205 156ZM229 158H230V156H228V158L225 157V158H224V159H225L224 161H223V159H222V161H223L222 163H225V162H226V163H231V164L234 165L235 162L232 163V162L234 161L233 159H232L233 161L231 160V162H227V161H229V160L231 159V158H230V159H229ZM246 158H245V160H243V162H241V161H237V163H238V162H239V163L241 162V164L244 165L243 163H245V162L247 161ZM262 158L264 159V155L260 158L261 161H262ZM144 159H145V158H144ZM144 159H143V160H144ZM154 159H157V158L154 157ZM164 159H165V158H164ZM209 159L207 160V162H209ZM217 159H213V160H211V161L214 162L215 165H216V163L218 164V160H217ZM228 159H229V160H228ZM252 159H250V157H249V158H248V162H250V161L252 162ZM125 160H126V159H125ZM128 160H129V159H128ZM146 160H148V159H146ZM176 160H177V159H176ZM197 160H198V159H197ZM200 160H201V159H200ZM203 160H204V159H202V161H203ZM205 160H206V159H205ZM214 160H217V161H214ZM73 161H74V160H73ZM244 161H245V162H244ZM261 161H259V162L261 163ZM153 162H154V161H153ZM163 162H164V161H163ZM248 162H246V163H248ZM255 162H256V161H255ZM146 163H147V162H146ZM186 163H187V162H186ZM203 163H204V162H203ZM203 163H202V164H203ZM222 163H220V165H216V166H218V168H217V167H215V168L218 170V169H219V166L222 165V166H221L222 168H221V167H220V168H221L222 170H223V168H224V169L226 168L225 170H226L227 173H228V169H229L231 166H233V165L229 164V166H230V165H231V166L228 168L227 165H226L227 167H224V165H225L226 163H225V164H222ZM256 163H257V164H256L255 167L259 166L260 163H258V161H257ZM262 163H264V161H262ZM60 164L64 165L66 168H64V167L62 166V167L64 168V169H62L61 167H59V166H61ZM155 164H157V163H155ZM250 164H252V163H250ZM250 164H247L248 166H250V169H249L248 166H245V165H246V164H245L243 167H244V168L247 167L248 169H244V168H242L241 173H242L243 171L246 172V170H247L246 173H248L249 170L251 171V169L254 167L255 164L253 163V167H252ZM57 165H58V166H57ZM145 165L147 166V164H145ZM152 165H153V163H152ZM161 165H162V164H161ZM161 165H160V166H161ZM194 165H195V164H194ZM206 165H207V164H206ZM213 165H214V164H213ZM261 165H262V164H261ZM153 166H154V165H153ZM156 166H157V165H156ZM160 166H159V167H160ZM234 166H236V167L233 168ZM234 166L232 167L233 169H236V168L239 167V165H238V167H237V164L234 165ZM240 166H241V165H240ZM162 167H163V166H162ZM191 167H192V166H191ZM251 167H252V168H251ZM263 167H264V166H263ZM149 168H150V166H149ZM149 168H148V169H149ZM240 168H241V167H239V169H240ZM257 168H259V167H257ZM119 169H120V168H119ZM189 169H190V167H189ZM243 169H244V170H243ZM153 170H154V169H153ZM222 170H221V171H222ZM225 170H224V171H225ZM255 170H256V173H257V170H258V169L255 168ZM255 170H254V171H255ZM234 171H235V170H234ZM236 171H237V170H236ZM236 171H235V172H236ZM238 171H239V170H238ZM238 171H237L236 173H239ZM250 171H249V173H250V174L252 173L253 176H255L254 178H256V175H257L258 173L256 174V173L253 171V169H252V172H250ZM147 172H148V171H147ZM229 172H230V174H231L232 176H233V174L235 173V172L233 173V170L231 171V168H230V171H229ZM231 172H232L233 174H232ZM260 172H261V170H260ZM260 172H259V174H260ZM184 173H185V172H184ZM198 173H199V172H198ZM216 173H217V172H216ZM222 173H223V172H222ZM241 173H239V176H237L238 174H236V176H237L238 178H240L241 175H242ZM246 173H245V174L243 173V174H244V175H243L244 177H246V175H247ZM249 173H248V175H250ZM254 173H255V174H254ZM261 173H262V172H261ZM185 174H186V173H185ZM187 174H188V173H187ZM224 174H226V173H224ZM224 174H223V176H224ZM228 174H229V173H228ZM240 174H241V175H240ZM259 174L257 175V177H258V176L260 177ZM262 174H263V173H262ZM177 175H178V174H177ZM177 175H176V176H177ZM180 175H181V174H180ZM180 175H179V176H180ZM231 175H230L229 178L232 177ZM248 175H247V176H248ZM176 176H175V177H176ZM179 176H178V177H179ZM208 176H210V175H208ZM221 176H222V175H221ZM226 176H227V175H226ZM228 176H229V175H228ZM234 176H235V174H234ZM236 176H235V177H236ZM261 176H262V175H261ZM84 177H88L90 180H89V181H86V180H84V179H85ZM248 177H249V176H248ZM250 177H251V179L253 178L252 175H251ZM182 178L184 179L185 177H182ZM186 178H187V177H186ZM233 178H234V177H233ZM260 178H261V177H260ZM260 178H259V179H260ZM262 178H263V177H262ZM262 178H261V181L264 180V179H262ZM224 179H225V177H224ZM236 179H237V178H236ZM236 179H235V182L237 181ZM243 179H245V178L240 179V181L242 180V183H243ZM184 180H185V179H184ZM189 180H190V179H189ZM216 180H217V179H216ZM226 180H228V179H226ZM226 180H225V181H226ZM233 180H234V179H232V180H230V181L234 182ZM245 180L248 182V185H249V179L247 180V178H246ZM245 180H244V181H245ZM254 180H255V179H254ZM254 180H253V182H254ZM256 180H258V179L256 178ZM256 180H255V181H256ZM110 181H111V180H110ZM238 181H239V180H238ZM240 181H239V182H240ZM259 181H260V180H259ZM259 181H258V182H259ZM178 182H179V181H178ZM239 182H238V183H239ZM253 182H252V183H253ZM252 183L250 182V185H251ZM259 183H261V182H259ZM263 183H264V181L262 182L261 185H263ZM240 184H241V182H240ZM240 184H238V186H239ZM244 184H245V183H244ZM254 184H257V182H255ZM254 184H253V185H254ZM216 185H217V184H216ZM246 185H247V184H246ZM223 186H224V185H223ZM234 187H235V186H234ZM241 187H242V186H241ZM241 187L238 188L240 191H241ZM244 188H245V187H244ZM238 189H237V190H238ZM242 189H243V188H242ZM230 190H231V189H230ZM234 190H235V189H234ZM252 190L254 191V189H252ZM257 190L259 191V189H257ZM261 190H262V189H261ZM261 190H260V191H261ZM250 191H251V190H250ZM258 191H257V192H258ZM262 191H263V190H262ZM235 192H236V191H235ZM246 192H247V191H246ZM257 192H256V193H257ZM243 193H244V192H243ZM254 193H255V192H254ZM244 194H246V193H244ZM257 194H258V193H257ZM257 194H256V196H257ZM262 194H263V193H262ZM253 196H255V194H254ZM261 196H262V195H261ZM263 197H264V196H263ZM256 198H257V197H256ZM263 199H264V198H263ZM243 200H244V199H243ZM254 200H255V199H254ZM262 201H263V200H262ZM162 209H163V208H162ZM202 223H203V222H202ZM194 226H196L199 230H198L196 227H194ZM204 226H205V225H204ZM202 227H203V226H202ZM202 229H203V228H202ZM197 230H198V231H197ZM210 230H211V229H210ZM204 231H205V230H204ZM211 234H212V233H211ZM218 235H219V234H218ZM220 236H221V235H220ZM220 236H219V237H220ZM227 239H229V238H227ZM245 246H247V245H245ZM250 246H252V245H250ZM248 247H249V246H248ZM248 247H247V248H248ZM250 248H251V247H250ZM252 249H253V248H252ZM254 250H255V249H254ZM261 252H262V251H261Z\"/></svg>","mask_w":264,"mask_h":264},{"label":"snow or ice","instance_id":"obj_4","mask_svg":"<svg viewBox=\"0 0 264 264\" xmlns=\"http://www.w3.org/2000/svg\"><path fill=\"white\" fill-rule=\"evenodd\" d=\"M0 175H3V168H0Z\"/></svg>","mask_w":264,"mask_h":264}]
</instances>
